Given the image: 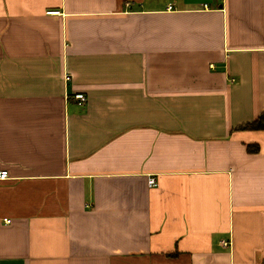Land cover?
I'll return each mask as SVG.
<instances>
[{
	"label": "crops",
	"instance_id": "obj_1",
	"mask_svg": "<svg viewBox=\"0 0 264 264\" xmlns=\"http://www.w3.org/2000/svg\"><path fill=\"white\" fill-rule=\"evenodd\" d=\"M261 115L264 0H0V264H264Z\"/></svg>",
	"mask_w": 264,
	"mask_h": 264
},
{
	"label": "built area",
	"instance_id": "obj_2",
	"mask_svg": "<svg viewBox=\"0 0 264 264\" xmlns=\"http://www.w3.org/2000/svg\"><path fill=\"white\" fill-rule=\"evenodd\" d=\"M70 79H71V76H67V80H70ZM75 98L77 100L81 101V102H85V100H86V97H85L84 93H77L75 95ZM9 175L10 174H9V172L7 170L0 169V180H6V179H8L9 178ZM157 185H158V183H157L156 179L151 177L149 179V186L150 187H156ZM223 245L224 246H228L229 244L225 241V242H223Z\"/></svg>",
	"mask_w": 264,
	"mask_h": 264
},
{
	"label": "trees",
	"instance_id": "obj_3",
	"mask_svg": "<svg viewBox=\"0 0 264 264\" xmlns=\"http://www.w3.org/2000/svg\"><path fill=\"white\" fill-rule=\"evenodd\" d=\"M242 129H248V130H264V115H261L257 120L254 121L252 124H247L245 126H241ZM249 152L253 153L258 150V148L249 145L248 146Z\"/></svg>",
	"mask_w": 264,
	"mask_h": 264
}]
</instances>
